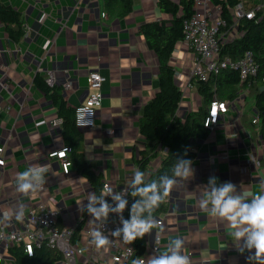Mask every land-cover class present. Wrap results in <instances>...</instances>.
<instances>
[{"label":"crops","instance_id":"0c3cea01","mask_svg":"<svg viewBox=\"0 0 264 264\" xmlns=\"http://www.w3.org/2000/svg\"><path fill=\"white\" fill-rule=\"evenodd\" d=\"M5 1L21 9L30 30L17 42L0 23V80L4 84L0 83V220L8 213L12 216L10 226L22 228L28 210L40 201H49L61 209L58 228L77 226L84 218L82 206L88 205L95 192L75 166L65 172L62 159L50 156L66 146L63 122L53 124V120L61 118L58 108L49 94L35 86L34 79L53 70L55 85L61 87L68 105L76 108L90 93L89 72L99 70L105 76L103 104L96 124L81 130L85 156L113 191L128 185L133 193L143 146L140 121L145 104L159 86V60L140 33V26L171 16L159 9L157 0H133L132 10L120 16L105 11V0ZM261 2L264 0L258 3ZM45 11L48 16L40 21ZM55 36L56 46L46 56L43 46ZM184 49L175 50L178 62L172 57L180 69L191 65L188 50ZM68 82L70 89L65 88ZM200 103L194 88L185 95L181 109L195 110ZM254 113L244 111L239 117L233 106L226 114L221 113L218 124L197 149L190 164L192 174L187 179L174 178L176 185L168 197V210L156 218L164 219V224L147 234L148 259L167 251L172 240L183 239L182 254L190 258L191 264H248L247 257L255 250L239 251L231 235L233 229L226 221L202 211L198 201L210 190L213 177L217 178V186L233 183L235 194L249 202L264 192V140L258 126L250 123ZM248 152L253 153L255 161L250 160ZM152 165L156 167L158 160ZM30 166L48 169L46 189L25 196L16 191V178ZM21 205L24 216L17 221L14 212ZM86 218L93 219L89 213ZM86 218L82 238L86 254L79 263H86V258L92 256L105 264L109 259L107 246L97 249L91 244V235L84 236L87 229L96 227L97 221L90 223ZM159 232L162 245L156 253L152 248ZM10 259L0 246V261L7 264Z\"/></svg>","mask_w":264,"mask_h":264},{"label":"trees","instance_id":"16d2710c","mask_svg":"<svg viewBox=\"0 0 264 264\" xmlns=\"http://www.w3.org/2000/svg\"><path fill=\"white\" fill-rule=\"evenodd\" d=\"M241 1L255 5L262 0H222V15L227 20V29L234 24L232 9ZM194 2L195 0H179L178 2L157 0L159 9L171 17L145 22L140 26V33L145 36L148 46L157 54L159 60V86L153 98L145 104L140 121V143L143 146L139 150L137 165L144 178L140 185L134 184L133 193L153 182L159 184L165 176L175 178L173 177L174 166L181 160L192 162L203 138L210 133V129L205 126V119L212 102L214 100L232 102L239 96L240 72L227 68L218 74H212L208 80L194 81L195 88L201 97V103L195 110L183 112L181 109L185 96L176 79L177 68L172 62V57L178 43L184 39V25L194 13ZM104 8L109 14L125 15L132 10L133 0H105ZM0 23L14 41H20L27 33L24 27L23 12L19 7L5 0H0ZM238 30L239 37L222 44L221 56L240 59L246 51L253 52L258 71L252 78L250 92L255 93L253 110L254 115H258L260 121L259 123L253 122V117L250 123L258 126V134L264 140V9L258 11L253 18H242L239 21ZM46 76L47 74H38L34 79V84L49 94L57 106L58 115L63 120L65 147L71 148L68 158L71 166H75L77 171L88 180L94 189L95 197L98 198L104 192L105 181L103 176L96 172L95 166L86 159L82 128L78 127L75 122V107L68 105L61 93V87L51 86L46 82ZM233 107L239 111L238 107ZM155 160H158V165L153 168L152 163ZM133 193L131 195L134 203L124 212V220H130L133 205L142 204L145 199L144 196L133 195ZM106 199L107 195L104 196L105 201ZM168 201L167 197L152 213L155 219L168 210ZM87 215L85 208L83 217L86 218ZM141 216L147 219L149 212L145 210ZM84 218L75 226L72 236L73 243L80 244L82 241L85 228ZM133 247L134 254L126 264H132L133 260L145 254L147 234L133 241ZM8 252L11 258L10 264H61L63 259V254L59 250L46 243L40 247L35 246L32 255L28 254L23 243L11 245Z\"/></svg>","mask_w":264,"mask_h":264},{"label":"built area","instance_id":"2783aa9c","mask_svg":"<svg viewBox=\"0 0 264 264\" xmlns=\"http://www.w3.org/2000/svg\"><path fill=\"white\" fill-rule=\"evenodd\" d=\"M221 1L195 0L194 13L184 25V39L178 43L176 48L180 50L181 46H185L191 60L189 67H185L184 65L182 69L176 67V79L184 92V96L195 88L194 81L196 80H208L212 74H218L221 70L227 68L240 72L239 96L232 102L228 100H214L212 102L205 119V126L210 130H213L214 126L218 124L221 113L226 114L231 106L238 107L239 117L243 114V108L246 105V95L250 93L252 78L258 71V64L252 51H246L240 59H233L227 56L222 57V44L225 41L240 36L238 24L242 18H253L258 11L264 9V2L254 5L251 3L248 4L247 1H241L232 9L234 24L227 29L228 23L222 15ZM47 16L48 13L46 11L43 12L40 21H44ZM24 27L29 32L30 28L27 23L24 24ZM56 41L57 36L46 40L43 46L46 56L56 46ZM173 55L177 59L175 61L178 62L179 58H176L178 56L175 55V51ZM105 79V76L99 70L89 72L88 87L90 93L86 101L75 108V122L78 127L86 129L95 126L98 110L103 104V84ZM46 82L51 86L55 85L56 76L53 70L47 72ZM0 83L4 86L1 80ZM71 87L70 82L65 84V88L70 89ZM239 117H237L238 120ZM259 119V116L256 115L254 116L253 122L259 123ZM62 122V118L53 120L54 125L61 124ZM227 124L229 125L230 123L228 122ZM70 150V147H64L60 152L55 151L50 153V156H57L62 159V166L65 172H68L71 166V162L67 156ZM247 154L250 156V160H256L252 152H248ZM106 188H110L112 191V194L107 195L106 199V202L112 209L116 208L118 203L114 199L115 195L119 194L121 199L126 201V207L122 213L123 216L126 209L134 203L130 187L124 185L121 189L113 191L109 182H105L104 191ZM45 189L46 185L44 184L40 190ZM25 215L27 218L23 222L24 226L19 229L11 227L9 223H0V246L4 248L5 254L9 255L8 250L15 243H23L28 254L29 250L33 254L35 246L40 247L43 243H46L48 246L59 250L63 254L61 264H78L81 258L85 256L86 250L84 245H82L83 242L81 241L80 244L72 242L75 226H68L62 229L57 227V222L61 217V209L59 207L54 206L49 201H40L38 205L31 207ZM120 216L121 214L110 211L109 217L106 220L97 221L96 224V226L102 224L100 230L112 241L110 246H107L109 259H107L105 264H111V262L112 264L126 263L134 254L133 242L126 244L122 238L111 236V232L123 227ZM87 219L89 222V218ZM157 221H159L160 227H162L164 219L161 218ZM91 231L92 228L87 229L84 232V236H90ZM161 240L162 235L159 232L156 236L155 245L152 248L156 253L159 252L162 245ZM146 254L145 252L142 257L138 258L143 259L145 264H147L148 260ZM10 262L11 259L7 264H10ZM98 262L103 264L99 259L92 256L86 258V263L96 264Z\"/></svg>","mask_w":264,"mask_h":264},{"label":"clouds","instance_id":"9594fccd","mask_svg":"<svg viewBox=\"0 0 264 264\" xmlns=\"http://www.w3.org/2000/svg\"><path fill=\"white\" fill-rule=\"evenodd\" d=\"M191 161L181 160L173 169V177H182L187 179L192 174L190 167ZM48 171L46 167L30 166L26 171L17 175L16 191L27 195H35L45 184V173ZM143 173L139 170L135 173L134 184L140 185L143 182ZM217 178L213 177L209 181V191H205L204 195L199 199L198 206L202 211L208 212L212 217L218 218L220 221H226L233 231L232 237L238 247V250H245L254 254L247 257L248 264H264V192L255 195L250 202L243 195H237L236 186L229 182H225L217 186ZM176 185V180L170 177H163L159 184L153 182L151 185L138 189L133 195L140 194L145 197L143 203L134 204L131 212V219L124 220L122 213L126 207V201L121 199L119 194L114 196L118 202L116 208L112 209L104 200L105 195H111L110 188H106L100 197H92L89 199L86 207L87 212L93 218L90 223L106 220L110 211L121 214L120 219L123 224L122 228H118L111 232V236L120 237L126 244H130L137 238H143L145 234L151 232L153 228L160 227L152 213L159 207L161 203L169 197L171 191ZM264 187V181H261ZM78 204H80L78 202ZM99 204V207L95 205ZM147 210L149 216L143 219L141 214ZM15 219L22 221L24 209L21 205L14 212ZM12 216L5 214L0 223H8ZM102 224L96 226L90 233L91 244L97 249L110 246L112 241L103 231ZM184 247L183 239H175L169 243L167 251L158 257H151L147 260V264H191L190 258L182 254ZM131 251V249H130ZM29 250V255H31ZM132 264H145L143 259H136Z\"/></svg>","mask_w":264,"mask_h":264},{"label":"rangeland","instance_id":"374dc122","mask_svg":"<svg viewBox=\"0 0 264 264\" xmlns=\"http://www.w3.org/2000/svg\"><path fill=\"white\" fill-rule=\"evenodd\" d=\"M180 48L185 50L184 49L185 46H181ZM246 101H247V104H246V106L244 108L245 113L248 114V115H252L253 114V105H254V102H255V93L254 92L248 93L246 95ZM0 264H5V262L3 263V262L0 261ZM111 264H112V262H111Z\"/></svg>","mask_w":264,"mask_h":264}]
</instances>
